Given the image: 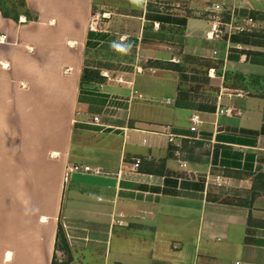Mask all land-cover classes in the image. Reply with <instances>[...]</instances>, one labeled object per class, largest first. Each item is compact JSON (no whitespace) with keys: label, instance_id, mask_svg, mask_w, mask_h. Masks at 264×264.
Returning a JSON list of instances; mask_svg holds the SVG:
<instances>
[{"label":"crops","instance_id":"0c3cea01","mask_svg":"<svg viewBox=\"0 0 264 264\" xmlns=\"http://www.w3.org/2000/svg\"><path fill=\"white\" fill-rule=\"evenodd\" d=\"M175 1L131 0L93 29L98 0H21L30 20L0 11V264H52L63 213L97 226L71 264H264V0ZM211 4L258 30L209 39ZM84 69L103 81L81 86ZM41 157L103 173H72L89 180L66 213L68 175L42 212L20 194Z\"/></svg>","mask_w":264,"mask_h":264},{"label":"rangeland","instance_id":"374dc122","mask_svg":"<svg viewBox=\"0 0 264 264\" xmlns=\"http://www.w3.org/2000/svg\"><path fill=\"white\" fill-rule=\"evenodd\" d=\"M134 1V0H133ZM98 7L95 8L94 14L92 16V20L90 25L92 24L96 27V23L104 22V20H108L105 18L112 19L113 16H123V11L129 10L126 6H134V3L131 0H98ZM0 5L6 11L9 16H16L20 12L23 13L22 2L21 0H0ZM122 6L121 11H116L112 13L113 9L117 6ZM126 7V8H124ZM22 13H20L22 15ZM127 14V13H126ZM131 14H135L131 12ZM51 157H41V173L35 174V178L32 177V174L25 173L23 177L24 187L20 190V194L25 197H31L32 194L35 196H40L41 198V211L44 212L49 206L55 203L56 197L60 193L62 183L65 179H68V165L64 168H61L59 172L54 171L56 166ZM70 181L65 182L63 185V196L62 199L64 201V209L66 213L68 212V197H71L70 187H73L74 182L77 180H89L84 177H79L77 174H71L69 177ZM66 196V197H65ZM31 205H26V212H30ZM61 226L67 242L69 243L71 250L70 251L71 261L68 259L67 255L62 251L56 252V260L57 264H71L74 262V255L78 258V261L82 259V254L80 252L84 249L89 248L90 244H92V240L95 239L94 236L97 234L95 231L97 226L90 222H85L83 220H71L65 218L64 213L61 214Z\"/></svg>","mask_w":264,"mask_h":264},{"label":"built area","instance_id":"2783aa9c","mask_svg":"<svg viewBox=\"0 0 264 264\" xmlns=\"http://www.w3.org/2000/svg\"><path fill=\"white\" fill-rule=\"evenodd\" d=\"M136 3H139L144 6V9L147 10L149 7L153 9H158L160 11H165L168 9H176L179 7L178 2L175 0H135ZM238 7L231 6L226 8L221 4H211L205 9V13L210 17L211 20V29L208 33V38L211 40L220 39L223 35L231 37L235 34H254L257 30V22L250 16H240L237 14ZM90 29H93V25H90ZM118 82H123L122 78H118ZM224 111H220L222 114ZM228 112V111H226ZM200 116L194 114L191 117V127L190 131L197 132V127L200 124ZM93 124L99 125L100 120L98 117L93 118ZM173 136H169V142H173ZM140 160H135L134 167H138ZM68 174L72 173H84L91 175H100L102 170L99 168H93L86 165H73L68 167Z\"/></svg>","mask_w":264,"mask_h":264},{"label":"trees","instance_id":"16d2710c","mask_svg":"<svg viewBox=\"0 0 264 264\" xmlns=\"http://www.w3.org/2000/svg\"><path fill=\"white\" fill-rule=\"evenodd\" d=\"M22 7H23V5H22ZM0 11L4 17H10L6 13V11L2 8L1 5H0ZM20 13H22V12H20ZM20 13L16 16H11V17L14 18L15 21H18V18L21 15ZM22 15H24L27 20H30V15L26 10H23ZM102 81H103V78L100 76L99 72L94 71V70H90V69H84L82 71L81 80H80L81 86H83L84 84L100 83ZM263 178H264V175H258L256 177H254V188H255V182H259L261 184H264V181H262ZM262 188H264V187H262ZM55 251L56 252L62 251L63 253H65L67 255L68 259L71 261L70 245L67 242V239H66L65 234L63 232L60 220L58 222V228H57V233H56ZM56 252L54 254L52 264H57Z\"/></svg>","mask_w":264,"mask_h":264},{"label":"bare ground","instance_id":"6f19581e","mask_svg":"<svg viewBox=\"0 0 264 264\" xmlns=\"http://www.w3.org/2000/svg\"><path fill=\"white\" fill-rule=\"evenodd\" d=\"M23 20V19H22ZM43 220H45L44 218H43Z\"/></svg>","mask_w":264,"mask_h":264}]
</instances>
